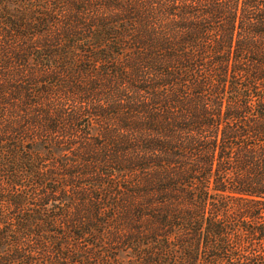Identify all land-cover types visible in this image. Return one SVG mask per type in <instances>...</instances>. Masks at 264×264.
<instances>
[{"label":"trees","instance_id":"16d2710c","mask_svg":"<svg viewBox=\"0 0 264 264\" xmlns=\"http://www.w3.org/2000/svg\"><path fill=\"white\" fill-rule=\"evenodd\" d=\"M0 264H264V0H0Z\"/></svg>","mask_w":264,"mask_h":264},{"label":"rangeland","instance_id":"374dc122","mask_svg":"<svg viewBox=\"0 0 264 264\" xmlns=\"http://www.w3.org/2000/svg\"><path fill=\"white\" fill-rule=\"evenodd\" d=\"M71 80L76 82V80H85V79H83V77H79V78L75 77L74 78V76H72ZM40 81L43 82V83L45 81L50 82V81H48L47 77H41ZM83 82H85V81H83ZM98 133H100L99 129L93 131V135H97ZM44 139L46 140V142L50 143L51 137L49 135H45ZM43 146L47 147L46 149H42L43 153L46 152V150H51V151L53 150V152H51V154L47 157L48 159L54 158V160H57L60 163H62V160L67 161V158L64 156L65 153H62L61 151H59L58 147H56L58 145L57 144L55 145V141H53V145H51V144L49 145L47 143H44ZM54 149H56V150L54 151Z\"/></svg>","mask_w":264,"mask_h":264}]
</instances>
